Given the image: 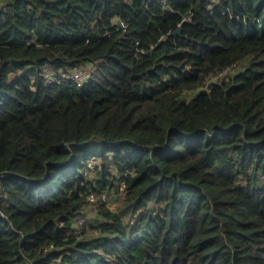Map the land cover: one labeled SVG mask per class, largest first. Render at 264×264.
I'll return each mask as SVG.
<instances>
[{"label":"trees","instance_id":"16d2710c","mask_svg":"<svg viewBox=\"0 0 264 264\" xmlns=\"http://www.w3.org/2000/svg\"><path fill=\"white\" fill-rule=\"evenodd\" d=\"M0 174V264H264V0H0Z\"/></svg>","mask_w":264,"mask_h":264},{"label":"built area","instance_id":"2783aa9c","mask_svg":"<svg viewBox=\"0 0 264 264\" xmlns=\"http://www.w3.org/2000/svg\"><path fill=\"white\" fill-rule=\"evenodd\" d=\"M62 75L66 79L73 80L79 86L82 85L84 82H86L90 78V72H87L86 70H84L82 66L74 69L73 71L71 70L70 72L62 73ZM49 81L55 82L56 77L51 75L49 78ZM92 164L93 166H91L90 164V168L91 170H93V173H95V170L93 169V167L95 166V162H92ZM3 176H5V174H0V177H3ZM124 188H125V185L123 184L122 190ZM108 195L109 194H104L103 196L99 197L95 193H92L89 195V202L95 208V210H97L98 207H100L104 201L109 200ZM87 224H88V221H87L85 214H79L78 217L76 218L75 226L73 229V234L75 235L81 234L85 230V228H87L86 227Z\"/></svg>","mask_w":264,"mask_h":264},{"label":"rangeland","instance_id":"374dc122","mask_svg":"<svg viewBox=\"0 0 264 264\" xmlns=\"http://www.w3.org/2000/svg\"><path fill=\"white\" fill-rule=\"evenodd\" d=\"M93 68V65H89V66H84L83 69L86 70L87 72H90V70ZM191 95V94H188V96ZM93 161H95V159H93ZM99 163V161H98ZM91 166H93V164H91ZM110 196L111 194L108 195V202H109V205L110 207L112 208H116V206L118 205L117 201L116 200H113V199H110ZM117 198V197H116ZM119 206V205H118ZM86 213H85V216L87 218V221H88V224H87V229H92L93 226L92 225H96V210L93 206L91 205H87L86 207Z\"/></svg>","mask_w":264,"mask_h":264},{"label":"water","instance_id":"95a60500","mask_svg":"<svg viewBox=\"0 0 264 264\" xmlns=\"http://www.w3.org/2000/svg\"><path fill=\"white\" fill-rule=\"evenodd\" d=\"M119 24H120V25H122V22H121V21H119Z\"/></svg>","mask_w":264,"mask_h":264}]
</instances>
